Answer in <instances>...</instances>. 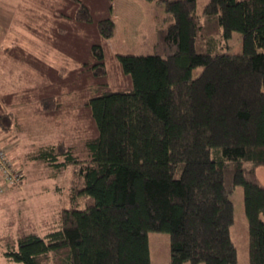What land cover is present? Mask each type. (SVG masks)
I'll list each match as a JSON object with an SVG mask.
<instances>
[{"label":"trees","instance_id":"obj_1","mask_svg":"<svg viewBox=\"0 0 264 264\" xmlns=\"http://www.w3.org/2000/svg\"><path fill=\"white\" fill-rule=\"evenodd\" d=\"M33 1L23 26L75 64L3 48L43 82L0 95V128L25 104L48 122L71 116L84 142L82 152L41 147L40 160L76 170L74 195L57 221H41L44 234L24 217L20 233L2 239L5 256L151 264L148 233L159 231L170 235L171 264H237L231 194L243 186L250 264H264V0H208L203 15L197 0H158L172 22L147 55L112 48L113 0ZM235 31L239 53L227 45Z\"/></svg>","mask_w":264,"mask_h":264},{"label":"rangeland","instance_id":"obj_2","mask_svg":"<svg viewBox=\"0 0 264 264\" xmlns=\"http://www.w3.org/2000/svg\"><path fill=\"white\" fill-rule=\"evenodd\" d=\"M207 1L197 0L199 15H203ZM30 5H34L33 0H0V95L43 82L35 71L5 56L3 48L21 45L53 65L72 67L75 64L23 26V20L31 19L28 12ZM116 5L114 19L117 25L111 39L114 51L135 55L153 53L158 39L157 30L172 22V16L158 6V0H124L123 3L117 0ZM222 44L225 43L222 41ZM228 44L232 50L242 52L240 33L233 32ZM202 70V66L194 68V77ZM11 111V125L6 129L0 128V148L8 154L11 172L19 177L11 180L10 173L0 172V183L3 184L0 192V264H18L5 256L2 239L6 241L17 236L20 226L26 223L24 217L34 219L38 223L37 228L44 234L46 230L41 221H57L59 212L69 206L74 195L73 187L78 176L76 170L59 171L40 160L38 153L41 147L64 144L81 151L84 142L83 134L71 116L63 114L48 122L25 104H14ZM257 176L264 184V166L257 167ZM231 198L234 202L231 237L237 248V264H250L244 187L236 186ZM85 203L86 198L79 197L78 205L84 206ZM262 218L264 220V216ZM148 237L151 264H171L169 233L151 231Z\"/></svg>","mask_w":264,"mask_h":264},{"label":"built area","instance_id":"obj_3","mask_svg":"<svg viewBox=\"0 0 264 264\" xmlns=\"http://www.w3.org/2000/svg\"><path fill=\"white\" fill-rule=\"evenodd\" d=\"M8 158H9L8 154L5 152V150L0 148V172L5 173V174L10 173L11 174V180H12V178L19 177V176H16L13 172H11V170H10L11 164H10ZM2 186H3V184L0 183V192L3 190Z\"/></svg>","mask_w":264,"mask_h":264},{"label":"crops","instance_id":"obj_4","mask_svg":"<svg viewBox=\"0 0 264 264\" xmlns=\"http://www.w3.org/2000/svg\"><path fill=\"white\" fill-rule=\"evenodd\" d=\"M118 1H119V3H120V2L123 3L124 0H118ZM116 4H117V0H116V1L113 0V7H114L113 18H114V14H115L114 12H115V10H116V6H117ZM241 40H242V38H241ZM239 45H240V44H239ZM239 45L237 46V48H239ZM240 46H241V45H240ZM240 51H241V50H240ZM233 52H235V53H239L238 51H234V50H233Z\"/></svg>","mask_w":264,"mask_h":264}]
</instances>
